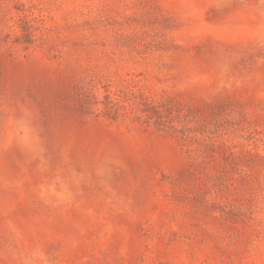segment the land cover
<instances>
[{
    "label": "rangeland",
    "instance_id": "rangeland-1",
    "mask_svg": "<svg viewBox=\"0 0 264 264\" xmlns=\"http://www.w3.org/2000/svg\"><path fill=\"white\" fill-rule=\"evenodd\" d=\"M0 264H264V0H0Z\"/></svg>",
    "mask_w": 264,
    "mask_h": 264
}]
</instances>
